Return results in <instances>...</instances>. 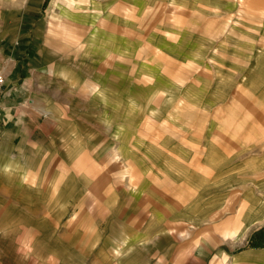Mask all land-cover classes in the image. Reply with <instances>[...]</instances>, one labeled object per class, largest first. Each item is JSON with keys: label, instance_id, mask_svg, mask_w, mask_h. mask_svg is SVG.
I'll return each mask as SVG.
<instances>
[{"label": "crops", "instance_id": "obj_1", "mask_svg": "<svg viewBox=\"0 0 264 264\" xmlns=\"http://www.w3.org/2000/svg\"><path fill=\"white\" fill-rule=\"evenodd\" d=\"M0 74V177L46 142L84 150L93 254L119 239L116 264H264L246 243L264 241V0H0ZM31 180L22 206L68 213L74 195L42 204Z\"/></svg>", "mask_w": 264, "mask_h": 264}, {"label": "rangeland", "instance_id": "obj_2", "mask_svg": "<svg viewBox=\"0 0 264 264\" xmlns=\"http://www.w3.org/2000/svg\"><path fill=\"white\" fill-rule=\"evenodd\" d=\"M237 1L241 7H244L246 0ZM259 2L254 1V4H261ZM180 104L182 103H178V106ZM44 114L48 115V112L44 111ZM84 121V117L80 122L78 121L79 130L83 136L86 134V129L83 126ZM73 127L72 130L78 129L74 123ZM71 146L57 142L52 144L46 142L43 145L45 151L38 155V159L3 160L4 163L10 162L14 165L17 174L14 175L11 183L9 182L8 187L6 180L0 177V264H116L114 259L118 257L113 256L115 255L114 249L120 244L122 247L124 240H109L106 249L108 253L105 256L107 261L106 259L102 260L103 256L92 253L95 241L87 238V236H91L87 225L90 222H95L98 218L97 222L100 225L99 227L102 228L99 214L101 210L95 209L94 215H91L92 212H89V214L87 212L89 209L85 207L86 201L91 198L86 200V188L84 186L86 182L91 184V177H87V169L75 166V163L79 162L80 159L85 165L87 153L83 150L80 155L74 153L69 155L68 147ZM77 146L85 147L84 144ZM61 147H63L65 153L61 151ZM120 149L124 151L123 147ZM121 151L118 153L112 152L113 160L118 159L120 161L119 154L122 155L123 153ZM19 154L28 155L29 152L25 150ZM94 156L98 160L102 158L101 152L94 154ZM66 162L69 165L68 167L64 166ZM109 163L113 164V161L110 160ZM62 166L63 170L60 175L59 169ZM112 168L111 172L114 173V176L111 175L110 178H113L112 184L117 185L121 176ZM70 169L75 173L69 172ZM127 173L129 174V169L126 170L125 174ZM35 174L38 175L35 176ZM27 180H31L30 182L37 181L41 185L42 204L45 202L47 205H53V201L57 200L58 192L53 191L54 184L74 195L76 198L73 199L70 208L68 207V213L66 214L67 210H63L60 217L55 219L53 213L58 208L54 206H22L24 203L36 202L34 194L26 191L30 189L23 184ZM10 198L13 199L12 202L9 201ZM10 204L15 205L8 207ZM41 216H43L45 222L42 229H38L36 221ZM41 231L44 232L46 238L39 237ZM115 235L123 236L124 234L116 233ZM246 243L247 245L264 244V241L260 238L258 241H248ZM244 245L242 244V246ZM125 258L133 263L135 261L132 255Z\"/></svg>", "mask_w": 264, "mask_h": 264}, {"label": "built area", "instance_id": "obj_3", "mask_svg": "<svg viewBox=\"0 0 264 264\" xmlns=\"http://www.w3.org/2000/svg\"><path fill=\"white\" fill-rule=\"evenodd\" d=\"M4 85H5V77L3 74H0V97L4 89Z\"/></svg>", "mask_w": 264, "mask_h": 264}]
</instances>
